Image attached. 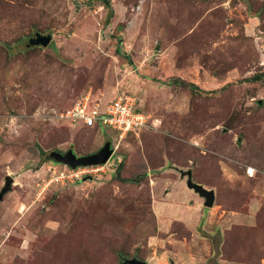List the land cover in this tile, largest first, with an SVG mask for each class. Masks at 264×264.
I'll list each match as a JSON object with an SVG mask.
<instances>
[{
	"label": "rangeland",
	"instance_id": "374dc122",
	"mask_svg": "<svg viewBox=\"0 0 264 264\" xmlns=\"http://www.w3.org/2000/svg\"><path fill=\"white\" fill-rule=\"evenodd\" d=\"M109 1L0 0V264H264V0ZM122 95L149 117L122 140L58 117ZM107 142L59 179L52 152Z\"/></svg>",
	"mask_w": 264,
	"mask_h": 264
},
{
	"label": "built area",
	"instance_id": "2783aa9c",
	"mask_svg": "<svg viewBox=\"0 0 264 264\" xmlns=\"http://www.w3.org/2000/svg\"><path fill=\"white\" fill-rule=\"evenodd\" d=\"M88 103V100L79 102L73 108L60 112L58 117L72 124L83 123L87 128L100 129L109 127L120 140L148 126L149 117L145 112L138 109L137 100L133 96L122 95L103 107L97 104L91 108ZM109 163L110 162L105 165L80 167L77 169H71L63 165L65 169L60 172L59 179L77 181L83 178L94 177L98 172L104 171V168ZM254 174V168H247V175L249 177H253Z\"/></svg>",
	"mask_w": 264,
	"mask_h": 264
},
{
	"label": "water",
	"instance_id": "95a60500",
	"mask_svg": "<svg viewBox=\"0 0 264 264\" xmlns=\"http://www.w3.org/2000/svg\"><path fill=\"white\" fill-rule=\"evenodd\" d=\"M53 40L52 34L36 33L34 37L30 38L27 43V48L42 47L47 48ZM115 153L111 142L105 143V145L95 153L83 156H77L72 149L67 152L51 153L50 157L57 163L70 167L71 169H77L80 167L100 166L107 164ZM183 178H187V186L189 189L194 190L200 197L204 198V206L206 208H212L216 202V193L214 190H209L203 185L197 184L193 181L192 172L182 173ZM91 178V177H90ZM86 179V178H85ZM14 179L10 176L6 178L5 186L0 192V201L3 200L4 195L12 189ZM123 264H147L137 258L124 259Z\"/></svg>",
	"mask_w": 264,
	"mask_h": 264
},
{
	"label": "trees",
	"instance_id": "16d2710c",
	"mask_svg": "<svg viewBox=\"0 0 264 264\" xmlns=\"http://www.w3.org/2000/svg\"><path fill=\"white\" fill-rule=\"evenodd\" d=\"M100 1H102V3L103 4H106V7L108 8V9H110V1L109 0H100ZM42 34V33H41ZM2 43V41L0 40V48H2L3 50H6V52H7V56L8 55H11V54H13V51L11 50V49H9L8 50V47L9 46H11V44L10 43H8V42H3V44H1ZM40 48H42V47H32V48H27V46H26V48L24 49V50H19V52H18V54H28L29 52H33V51H35V50H38V49H40ZM8 59H10V57H7ZM184 83V82H183ZM87 128V127H86ZM89 129V128H88ZM90 129H94L95 131L96 130H99V128H90ZM192 177H193V175H192ZM124 259H128V258H124V257H119V261H120V264H123V261H124ZM133 259V258H132ZM138 259V258H137ZM140 260V259H139ZM141 261H143V260H141ZM143 262H145V261H143ZM147 263V262H146Z\"/></svg>",
	"mask_w": 264,
	"mask_h": 264
},
{
	"label": "flooded vegetation",
	"instance_id": "af4514ba",
	"mask_svg": "<svg viewBox=\"0 0 264 264\" xmlns=\"http://www.w3.org/2000/svg\"><path fill=\"white\" fill-rule=\"evenodd\" d=\"M77 156H81V155H77ZM83 156V155H82Z\"/></svg>",
	"mask_w": 264,
	"mask_h": 264
}]
</instances>
